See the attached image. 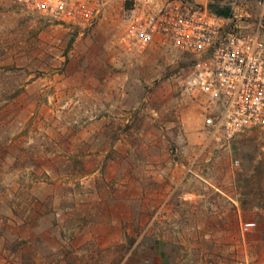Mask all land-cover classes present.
Listing matches in <instances>:
<instances>
[{
    "label": "rangeland",
    "instance_id": "374dc122",
    "mask_svg": "<svg viewBox=\"0 0 264 264\" xmlns=\"http://www.w3.org/2000/svg\"><path fill=\"white\" fill-rule=\"evenodd\" d=\"M121 6L0 0V264H264V125L216 140L189 56L125 46Z\"/></svg>",
    "mask_w": 264,
    "mask_h": 264
},
{
    "label": "built area",
    "instance_id": "2783aa9c",
    "mask_svg": "<svg viewBox=\"0 0 264 264\" xmlns=\"http://www.w3.org/2000/svg\"><path fill=\"white\" fill-rule=\"evenodd\" d=\"M12 1L52 24L88 29L111 0ZM121 8L125 46L170 44L189 56L184 83L205 98L204 125L216 140L264 125V0H122Z\"/></svg>",
    "mask_w": 264,
    "mask_h": 264
},
{
    "label": "trees",
    "instance_id": "16d2710c",
    "mask_svg": "<svg viewBox=\"0 0 264 264\" xmlns=\"http://www.w3.org/2000/svg\"><path fill=\"white\" fill-rule=\"evenodd\" d=\"M211 9H213L215 12L217 13H224V10L221 8V7H218V6H213V5H210L209 6Z\"/></svg>",
    "mask_w": 264,
    "mask_h": 264
}]
</instances>
